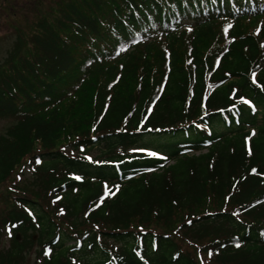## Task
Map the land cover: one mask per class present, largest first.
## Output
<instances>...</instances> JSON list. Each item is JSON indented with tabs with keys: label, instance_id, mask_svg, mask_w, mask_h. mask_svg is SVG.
I'll return each instance as SVG.
<instances>
[{
	"label": "trees",
	"instance_id": "16d2710c",
	"mask_svg": "<svg viewBox=\"0 0 264 264\" xmlns=\"http://www.w3.org/2000/svg\"><path fill=\"white\" fill-rule=\"evenodd\" d=\"M30 10L0 61V264H264V0Z\"/></svg>",
	"mask_w": 264,
	"mask_h": 264
},
{
	"label": "rangeland",
	"instance_id": "374dc122",
	"mask_svg": "<svg viewBox=\"0 0 264 264\" xmlns=\"http://www.w3.org/2000/svg\"><path fill=\"white\" fill-rule=\"evenodd\" d=\"M31 1L33 0H0V61L4 58L7 51L10 49L14 40L12 29L13 20H21L25 16L29 21L34 19L33 13L30 10ZM15 17L12 18L11 14ZM23 24L26 22L22 21ZM2 122L0 121V126ZM1 128V127H0ZM31 253L32 249H29ZM36 259L32 258V254L28 255L23 264H35Z\"/></svg>",
	"mask_w": 264,
	"mask_h": 264
},
{
	"label": "snow or ice",
	"instance_id": "6c2138e0",
	"mask_svg": "<svg viewBox=\"0 0 264 264\" xmlns=\"http://www.w3.org/2000/svg\"><path fill=\"white\" fill-rule=\"evenodd\" d=\"M245 103H247V101H245ZM37 163H39V161H37ZM113 195L115 194V193H112ZM237 246H239V245H237Z\"/></svg>",
	"mask_w": 264,
	"mask_h": 264
}]
</instances>
